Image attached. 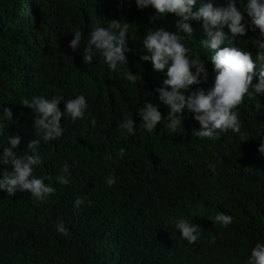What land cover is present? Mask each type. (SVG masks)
Listing matches in <instances>:
<instances>
[{"label":"trees","instance_id":"16d2710c","mask_svg":"<svg viewBox=\"0 0 264 264\" xmlns=\"http://www.w3.org/2000/svg\"><path fill=\"white\" fill-rule=\"evenodd\" d=\"M236 3L243 11L246 0ZM17 13L37 16V24L28 40L31 48L14 45L0 54V160L9 136L21 137L18 156L30 155L28 142L39 140L43 163L33 175L50 177L45 183L56 193L41 202L27 191L9 196L0 190V264H247L255 244L264 243V153L259 151L264 107L253 95L237 109L247 140L231 131L219 139L195 137L200 124L187 108L181 127L171 133L168 107L153 83L159 71L140 59L147 54L143 45L137 48L148 31L164 27L181 34L190 58L203 59L207 67L212 52L201 43L207 37L200 39L195 27L191 36L184 34L174 14L160 16L151 6L139 9L135 0H0V39L10 33ZM113 17L129 24L126 43L132 51L125 53L126 67L141 73L138 85L123 77L125 66L112 71L99 53L91 64L83 63L90 31L107 27ZM75 29H82L84 37L74 51L69 43ZM223 31L231 36L226 25ZM253 32L233 37V46L252 52L255 61ZM54 94L71 96L64 101L83 94L88 107L83 119L62 117V136L45 142L34 126L36 114L20 101ZM146 100L165 116L152 134L140 128L137 114ZM3 108L11 109L12 120L4 117ZM128 112L134 136L119 127ZM120 148L123 157L117 155ZM209 162L216 164L215 172ZM64 164L71 174L66 186L56 182ZM5 170L11 171V165L0 163V178ZM110 175L117 179L111 187L106 183ZM78 196L88 198L79 212L73 207ZM217 212L232 215L233 223L214 225L208 217ZM181 218L201 226L198 242L180 236L175 221ZM61 222L69 229L67 236L56 231ZM213 236L215 243L209 244Z\"/></svg>","mask_w":264,"mask_h":264},{"label":"clouds","instance_id":"9594fccd","mask_svg":"<svg viewBox=\"0 0 264 264\" xmlns=\"http://www.w3.org/2000/svg\"><path fill=\"white\" fill-rule=\"evenodd\" d=\"M137 8L144 9L151 6L156 14L160 16L170 13L178 17L177 27L184 34L192 35L194 27L198 36L207 39L201 43L205 50H210L211 63L207 67L201 58H190V48L184 42L181 34L170 32L164 27L148 31L137 43V48L143 45L147 54L140 56L142 61H150L153 70L159 71V81L156 92L161 103L168 107L166 127L171 133H177L181 127L182 116L185 108L193 113V118L199 122L200 129L194 130L193 135L203 139H219L221 133L231 131L233 134L241 135V141L247 140L241 133L242 123L237 111L243 104L246 96L257 95L258 104L264 107V0H246L243 11L237 7L236 0H226L216 4L214 0H135ZM195 11V6H198ZM243 13L249 18L245 20ZM117 17L109 20L107 27H95L89 33V38L83 47V63L91 64L94 56L99 53L104 58L105 64L112 71L118 66H125L128 59L126 52L132 51L127 47L129 24L117 21ZM37 24V16L29 17L27 13H17L11 22L10 33L0 39V54L14 45H23L28 48L29 37L33 35ZM227 26L231 36L223 31ZM254 31L257 39L252 40L255 45V61L253 53L233 46V37L244 36L247 31ZM73 39L69 47L74 51L81 47L84 32L82 29L71 31ZM224 44H227L225 46ZM257 65V73L255 67ZM208 68H212V71ZM131 84L138 85L141 73H132L128 69L122 74ZM256 75L255 84L253 77ZM158 83H162L159 87ZM196 88L193 90V88ZM251 91V92H250ZM71 96L60 94L36 95L31 100L24 98L20 104L30 108L35 114L34 126L41 133L45 142L54 141L62 136L64 129L61 126V118L70 117L74 122L83 119L88 102L85 95L80 94L74 99L64 101ZM64 101V110L61 111L59 103ZM2 107V105H0ZM159 106L148 102L137 109V114L142 118L140 128L152 134L157 124H160L165 116L158 110ZM6 119L12 120L11 109L3 108ZM95 125V120L92 121ZM128 134L135 135L136 127L131 113L125 114V119L119 124ZM3 126L0 125V133ZM21 137L18 133L9 136V147H4L0 160L2 164H10L11 171L5 170L0 178V190L7 192L9 196L19 191L31 193L37 201H46L49 196L56 193V188L46 184L50 177H37L33 175L34 167L43 163L38 149L40 141L33 139L27 144L31 152L27 156H18L15 149L18 148ZM259 151L264 153V142L261 143ZM125 149L120 148L117 155L123 157ZM208 168L215 172L216 164L209 162ZM70 166L64 164L62 173L56 177V182L62 186L70 183ZM106 183L109 187L117 183L115 176L110 175ZM88 200L87 196L77 197L73 207L77 212ZM91 202L89 201V204ZM214 225L227 227L233 223L234 217L223 212H217L208 217ZM175 228L179 230L180 236L188 243L193 244L202 238L201 226L187 219L175 221ZM56 231L67 236L69 229L59 223ZM209 244L215 243V237H211ZM247 264H264V243L257 242L251 249Z\"/></svg>","mask_w":264,"mask_h":264},{"label":"bare ground","instance_id":"6f19581e","mask_svg":"<svg viewBox=\"0 0 264 264\" xmlns=\"http://www.w3.org/2000/svg\"><path fill=\"white\" fill-rule=\"evenodd\" d=\"M21 8H22V6H21ZM202 53V52H201Z\"/></svg>","mask_w":264,"mask_h":264}]
</instances>
